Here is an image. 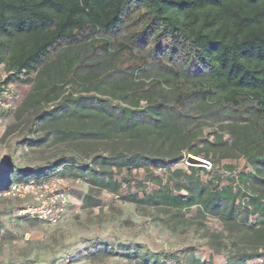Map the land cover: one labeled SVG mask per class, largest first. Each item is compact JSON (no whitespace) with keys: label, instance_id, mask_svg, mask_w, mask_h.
I'll list each match as a JSON object with an SVG mask.
<instances>
[{"label":"trees","instance_id":"trees-1","mask_svg":"<svg viewBox=\"0 0 264 264\" xmlns=\"http://www.w3.org/2000/svg\"><path fill=\"white\" fill-rule=\"evenodd\" d=\"M0 61L25 73L20 82L36 74L22 115L59 101L41 120L69 114L81 128L63 134L125 140L129 172L187 158L183 150L215 167L209 151L226 147L221 157L230 160L242 154L253 171L231 172L229 184L221 186L224 176L214 170L190 166V173L176 172L184 179L133 200L179 213L196 206L238 227L247 246L229 264L264 258V0H0ZM78 81L81 92L65 94L63 86ZM217 111L228 118L201 149L193 119ZM112 158L123 156L115 151ZM204 171L212 175L206 182ZM123 183L111 173L98 180L116 192Z\"/></svg>","mask_w":264,"mask_h":264},{"label":"rangeland","instance_id":"rangeland-1","mask_svg":"<svg viewBox=\"0 0 264 264\" xmlns=\"http://www.w3.org/2000/svg\"><path fill=\"white\" fill-rule=\"evenodd\" d=\"M120 57L130 65L128 56L120 54ZM144 76L152 77L151 74ZM28 79L30 81L18 82L15 110L0 113V264H53L63 258H70L74 264H193L196 259L229 264L232 256L244 250L247 245L239 242L238 227L234 223L224 222L196 206L179 213L170 207L162 209L133 200L137 195L141 198L146 193L158 191L171 179H184V175L178 176L176 172L190 173V166H204L209 172L214 170V174L224 176L221 186L229 184L227 177L231 172L248 174L253 171L242 154L235 151L230 160L221 157L226 147L219 154L204 151L215 160V167L209 158H205L208 165L189 161L188 157L195 155L183 150L187 158L167 160L162 167L135 166L129 172L122 165L129 151L125 140L63 134L60 130L81 128L77 118L69 114L41 120L42 116L48 117L47 113L59 101L22 115L23 102L35 86L36 74L32 73ZM63 88L65 94L75 96L82 90L79 81ZM212 110L216 112V108ZM227 118L224 112L217 111L207 120L193 119V126L201 129L197 146L208 149L206 142L214 140L213 132ZM226 137L233 139L230 134ZM143 148L145 144H140L138 149ZM115 151H119L124 160H114ZM228 163L236 168L227 170L224 166ZM72 164L76 167H71ZM79 167L95 169V172L83 175ZM110 173L124 182L118 192L98 185L100 177ZM210 174L204 171L200 179L206 182ZM63 178L70 182V204L55 224L23 214L22 210L31 200L9 194L14 183H43ZM8 181H11L9 187L4 188ZM241 184L236 183V186L246 190ZM244 201L248 203V199ZM256 218L252 215L250 222L255 224ZM262 262L264 258L247 264Z\"/></svg>","mask_w":264,"mask_h":264},{"label":"built area","instance_id":"built-area-1","mask_svg":"<svg viewBox=\"0 0 264 264\" xmlns=\"http://www.w3.org/2000/svg\"><path fill=\"white\" fill-rule=\"evenodd\" d=\"M25 73L10 68L0 61V113L8 114L15 110L19 90L18 78L24 79ZM69 184L67 179L48 180L43 183L27 181L14 183L9 194L15 198L30 199V204L22 213L30 218L55 224L61 220L70 204ZM29 239V233L26 234ZM55 264H74L70 258H63Z\"/></svg>","mask_w":264,"mask_h":264},{"label":"water","instance_id":"water-1","mask_svg":"<svg viewBox=\"0 0 264 264\" xmlns=\"http://www.w3.org/2000/svg\"><path fill=\"white\" fill-rule=\"evenodd\" d=\"M188 160L191 161V162H194V163H196L198 165H208V164H210L207 160L202 159V158H198V157H195V156H192V155H190L188 157Z\"/></svg>","mask_w":264,"mask_h":264},{"label":"crops","instance_id":"crops-1","mask_svg":"<svg viewBox=\"0 0 264 264\" xmlns=\"http://www.w3.org/2000/svg\"><path fill=\"white\" fill-rule=\"evenodd\" d=\"M53 264H55V263H53Z\"/></svg>","mask_w":264,"mask_h":264}]
</instances>
